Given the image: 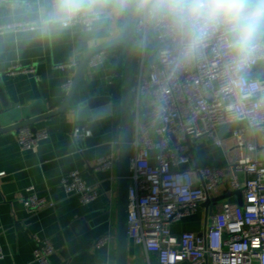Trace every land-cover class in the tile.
Segmentation results:
<instances>
[{
	"label": "crops",
	"instance_id": "crops-1",
	"mask_svg": "<svg viewBox=\"0 0 264 264\" xmlns=\"http://www.w3.org/2000/svg\"><path fill=\"white\" fill-rule=\"evenodd\" d=\"M145 1L149 7L155 2ZM99 2L103 16L87 29L79 23L67 28L53 25L49 20L54 0H0V27L40 23L32 29L6 28L0 32L1 102L33 106L34 112L43 108L54 111L64 105L71 92L64 84L70 79L74 84L79 67L67 64L74 60L80 64L93 48L112 41L122 30L125 0ZM100 52H104L103 60L94 66L88 62L69 106L36 124V131L47 132L37 150L21 147L20 129L0 134V172H5L0 176V247L4 253L0 264H41L34 257L36 237L52 241L55 252L51 264H117L125 52L122 46ZM17 64L33 66L36 72L9 73L8 69ZM252 74L264 76V62ZM90 98H95L93 105L81 106ZM239 128H246L248 143L261 145L260 130L249 128L245 122L221 126L215 134L224 145H217L208 136L197 138L189 148L190 166L234 164L240 157L233 137ZM76 129L79 136L75 135ZM109 155L119 156L113 167L95 170L98 159ZM250 155L264 164L261 146ZM76 170L87 184L99 189L98 198L91 203L84 204L78 194L66 193L62 185V180ZM229 176L218 192L212 193L211 202H203L194 214L174 222L172 232H202L225 203L240 204L227 196L233 191ZM30 188L52 205L30 211L25 204ZM218 198L222 199L216 201ZM105 234L112 240L98 247L96 241ZM128 264H158V257L130 242Z\"/></svg>",
	"mask_w": 264,
	"mask_h": 264
},
{
	"label": "built area",
	"instance_id": "built-area-1",
	"mask_svg": "<svg viewBox=\"0 0 264 264\" xmlns=\"http://www.w3.org/2000/svg\"><path fill=\"white\" fill-rule=\"evenodd\" d=\"M102 16V12L83 15L66 28L79 23L91 29ZM39 24L15 23L0 27V32L6 28L32 29ZM135 29L139 36L134 77L129 242L155 253L158 264H264V164L250 155L260 146L264 149V76L252 74L264 62V48L240 67L231 61L216 35L210 36L195 54L185 55L181 34L170 19L154 13L145 0L138 2ZM150 43L155 46V56L148 65ZM103 53L92 56L89 64L100 63ZM78 65L76 60L67 64L75 68ZM8 72L35 73L36 69L17 64ZM72 85L70 79L64 87L69 91ZM237 122L259 129L261 145L248 143L246 128H239L233 135L240 150L234 164L190 166L189 138L208 136L223 146L216 130ZM75 135H80L79 129ZM45 137L46 131H33L29 127L18 132V141L24 149L37 150ZM116 158L119 156L99 158L95 170L112 168ZM227 174L232 190L241 191L243 204L225 203L222 211L210 217L202 232L173 233L172 224L194 214L212 193L218 192ZM2 175L5 172H0ZM62 185L66 193L78 194L84 204L100 194L78 170L67 175ZM29 191L25 204L30 211L52 205L33 188ZM35 239V260L51 264L55 252L52 241ZM111 240V235L105 234L96 245L102 247ZM3 257L0 247V260Z\"/></svg>",
	"mask_w": 264,
	"mask_h": 264
},
{
	"label": "clouds",
	"instance_id": "clouds-1",
	"mask_svg": "<svg viewBox=\"0 0 264 264\" xmlns=\"http://www.w3.org/2000/svg\"><path fill=\"white\" fill-rule=\"evenodd\" d=\"M151 8L170 19L181 34L185 55L195 54L216 35L240 67L264 48V0H155ZM101 10L99 0H54L50 22L66 27L80 16L97 15Z\"/></svg>",
	"mask_w": 264,
	"mask_h": 264
},
{
	"label": "water",
	"instance_id": "water-1",
	"mask_svg": "<svg viewBox=\"0 0 264 264\" xmlns=\"http://www.w3.org/2000/svg\"><path fill=\"white\" fill-rule=\"evenodd\" d=\"M138 0H125L124 22L120 34L112 41L95 47L80 62L73 87L69 94L68 100L54 111H47L43 108L39 112L33 111V106L20 105L12 106L10 103L0 101V134L8 131H17L23 127H31L33 131L37 130L36 124L43 119L62 112L69 106L76 90L78 82L82 79L86 72L90 58L105 49L116 46L124 48V74L122 84L121 97V116H122V143L120 153V181H119V211L117 223V264H128L129 253V226H128V206H129V188L130 179V163L133 138V118H134V77H135V61L137 50V38L139 33L135 29V20L137 13ZM94 96V94H93ZM95 98H90L81 106L93 105ZM195 138H189L187 145L191 149V144ZM227 196H231L233 201L243 204V195L241 191H231ZM222 198L216 199V201ZM209 196L205 201L206 204L211 202Z\"/></svg>",
	"mask_w": 264,
	"mask_h": 264
},
{
	"label": "rangeland",
	"instance_id": "rangeland-1",
	"mask_svg": "<svg viewBox=\"0 0 264 264\" xmlns=\"http://www.w3.org/2000/svg\"><path fill=\"white\" fill-rule=\"evenodd\" d=\"M138 42H139V40H138ZM154 50H155V46L150 43L149 51H148V59H150V58L155 56V53L153 52Z\"/></svg>",
	"mask_w": 264,
	"mask_h": 264
},
{
	"label": "trees",
	"instance_id": "trees-1",
	"mask_svg": "<svg viewBox=\"0 0 264 264\" xmlns=\"http://www.w3.org/2000/svg\"><path fill=\"white\" fill-rule=\"evenodd\" d=\"M136 68V67H135Z\"/></svg>",
	"mask_w": 264,
	"mask_h": 264
}]
</instances>
